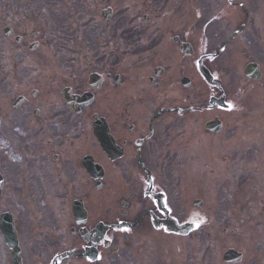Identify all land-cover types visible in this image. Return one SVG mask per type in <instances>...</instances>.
<instances>
[{"label":"flooded vegetation","instance_id":"obj_1","mask_svg":"<svg viewBox=\"0 0 264 264\" xmlns=\"http://www.w3.org/2000/svg\"><path fill=\"white\" fill-rule=\"evenodd\" d=\"M77 9L0 0V210L22 263L264 264V227L256 250L230 227L264 218L231 190L264 167V0Z\"/></svg>","mask_w":264,"mask_h":264},{"label":"rangeland","instance_id":"obj_2","mask_svg":"<svg viewBox=\"0 0 264 264\" xmlns=\"http://www.w3.org/2000/svg\"><path fill=\"white\" fill-rule=\"evenodd\" d=\"M122 1L123 0H119V5L114 7V11L117 14V19H138L137 18L139 17L138 15L145 14L144 11H142L140 7L137 6V2L135 0H125L124 3H122ZM71 2L73 4H78L77 12L73 15L76 17L74 20H77L78 22L89 19L88 11L91 8H92V15H94V13L98 10V8H101L102 6V4H100L102 0H71ZM139 3H142V1H140ZM252 162H258V161H252ZM253 174H255V178L254 176H252L251 173V176L249 177L250 180L256 179L257 177L258 179H262L264 182V177H262L264 172L260 171V169L258 171L254 170ZM250 180L248 181L246 186H244V188L232 187L231 190H233L235 194L244 195V198L258 196V194L263 191L257 190L256 188L251 189ZM217 191L220 193L223 191V188H218ZM233 226H237V225L233 224ZM0 253H1V246H0ZM0 264H2V261H0Z\"/></svg>","mask_w":264,"mask_h":264}]
</instances>
